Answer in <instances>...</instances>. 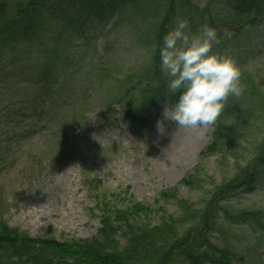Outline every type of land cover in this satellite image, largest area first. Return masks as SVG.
<instances>
[{
    "label": "rangeland",
    "instance_id": "obj_1",
    "mask_svg": "<svg viewBox=\"0 0 264 264\" xmlns=\"http://www.w3.org/2000/svg\"><path fill=\"white\" fill-rule=\"evenodd\" d=\"M229 1L172 0L174 13L159 45L155 36L169 0H141L91 41L74 40L63 56L68 70L60 63L55 71L59 84L64 78L55 110L43 112L33 103L37 49L0 52V221L33 239L90 241L104 216L136 204L147 210L133 213L130 224L173 227L177 235L167 236L174 238L204 225L207 243L229 249L232 264H264V220L238 218L240 212L264 215V170L257 169L251 190L218 194L249 171L264 136V9L252 1L262 10L257 23L226 28L233 19ZM178 19L188 20L193 32L204 24L215 28L213 51L237 61L245 86L239 98L230 97L241 105L240 123L233 125L240 134L220 137L224 145L212 152L207 148L216 125L178 127L166 117L173 106L167 99L151 107L145 125L128 114V101L145 88L132 90L144 73L155 86H166L168 98L178 95L169 96L159 56ZM177 202L191 206L195 220Z\"/></svg>",
    "mask_w": 264,
    "mask_h": 264
},
{
    "label": "trees",
    "instance_id": "obj_2",
    "mask_svg": "<svg viewBox=\"0 0 264 264\" xmlns=\"http://www.w3.org/2000/svg\"><path fill=\"white\" fill-rule=\"evenodd\" d=\"M140 1L0 0V52L6 53L9 49L22 45L37 49L38 64L34 67L37 79L34 83L36 91L33 103L39 102V108L43 112L51 108L55 110L57 107L54 106V102L56 98L61 99L60 88L64 82L62 78L61 84L58 83L55 71L58 70L60 63L68 70L65 65L67 58L63 57L67 50L66 46L76 39L91 41L99 28L107 27L120 12L129 7H136ZM169 1V7L155 36L157 45L160 44V39L174 13L172 0ZM252 1L261 2L264 9V0H230L233 19H229L222 26L242 29L246 26L253 27L262 16V10L253 4L250 5ZM143 76L138 79L132 90L141 89L142 85H145V88L138 91V99L129 100L127 104L131 120L138 125L149 122L146 118L152 106L165 99L173 105L178 98V95L175 98H168L165 94L166 86H155L153 81L150 82L148 79L149 73H144ZM240 108V103L229 97L224 111L215 122L213 143L207 148L208 151L212 152L224 145L220 137L226 141L238 138L240 129L233 125L240 123L241 118L238 115ZM236 114L238 116H234ZM254 149H256L254 162L249 171L244 175L238 174L234 180L225 184L218 194L223 191L225 194L228 190L241 187L251 190L257 179V169L264 170V136ZM184 184L191 185L190 181L186 180ZM161 196L175 200L171 193H163ZM216 196L218 195L214 197ZM178 205L195 220L197 216L194 215L196 213L192 211L191 206L183 202H179ZM126 210L129 211L114 212V217L104 216L97 237L90 241L59 242L55 239H33L0 221V264L233 263L231 256L234 255L229 249H218L207 243V229L204 225L203 228L193 227L188 232L186 230L180 237H168L167 232L173 236L177 235L176 228L169 227L168 231H160L146 224L129 223L128 219L133 213L140 217L146 212V208L135 204ZM238 218L250 221L254 219L255 223H258L264 220V215L257 212H240ZM260 227L264 229V226ZM118 236H121L122 242L117 240ZM168 250L164 261V255Z\"/></svg>",
    "mask_w": 264,
    "mask_h": 264
},
{
    "label": "clouds",
    "instance_id": "obj_3",
    "mask_svg": "<svg viewBox=\"0 0 264 264\" xmlns=\"http://www.w3.org/2000/svg\"><path fill=\"white\" fill-rule=\"evenodd\" d=\"M217 30L208 24L193 32L178 19L159 47L160 69L170 97L178 94L166 117L181 128L206 129L215 124L229 97L245 91L237 61L213 51Z\"/></svg>",
    "mask_w": 264,
    "mask_h": 264
}]
</instances>
